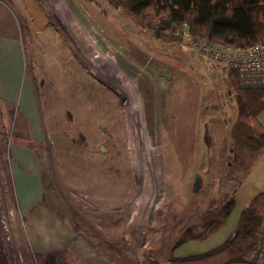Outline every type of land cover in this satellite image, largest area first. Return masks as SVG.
<instances>
[{
    "label": "rangeland",
    "instance_id": "rangeland-1",
    "mask_svg": "<svg viewBox=\"0 0 264 264\" xmlns=\"http://www.w3.org/2000/svg\"><path fill=\"white\" fill-rule=\"evenodd\" d=\"M50 1L0 0V69L9 68L15 81L22 55L19 84H27L25 78L30 83L39 134L20 111L24 98L18 86L10 92L0 84V264H26L34 254L14 196L11 150L18 145L33 151L42 187L52 189L70 212L62 222L99 257H113L116 264H168L171 257L221 245L232 229L230 220L205 240L174 247L205 211L238 188L230 173V131L237 116L230 72L206 61L171 30L157 34L108 0H56L72 19L62 31ZM74 26L94 43L92 50H80L82 55L70 44L75 37L82 45ZM2 49H8L6 55ZM119 73L134 80L142 109L146 138L137 141L136 152L124 105L126 85L114 84ZM29 111L35 113L32 103ZM258 121L264 127V105ZM138 157L146 160L143 174ZM195 175L201 187L193 193ZM144 176L152 190H144ZM15 183L19 189L16 178ZM253 188L248 183L237 191L238 209L256 193ZM34 255V264H50Z\"/></svg>",
    "mask_w": 264,
    "mask_h": 264
},
{
    "label": "trees",
    "instance_id": "trees-1",
    "mask_svg": "<svg viewBox=\"0 0 264 264\" xmlns=\"http://www.w3.org/2000/svg\"><path fill=\"white\" fill-rule=\"evenodd\" d=\"M108 2L141 23L151 24L152 30L157 34L165 29L171 30L179 22H185L193 36L219 43L222 41L221 43H226L225 45L232 46L233 43V45L238 43L237 47L240 45L242 48L250 47L264 37V0H108ZM229 72L230 83L232 82L235 89L234 102L237 109L236 120L230 131L233 152L230 173L231 183L235 189L244 182L264 150V127L258 121V115L264 105V94L235 86L234 84H238L236 73ZM263 200L264 194H258L251 200L239 216L234 236H230L221 245L197 255L171 257L168 264L252 263L253 261L244 258L253 254L256 248ZM233 207L232 195L226 197L216 208L205 211L195 226L189 227L178 237L174 247L188 241L205 240L214 235L224 225Z\"/></svg>",
    "mask_w": 264,
    "mask_h": 264
},
{
    "label": "crops",
    "instance_id": "crops-1",
    "mask_svg": "<svg viewBox=\"0 0 264 264\" xmlns=\"http://www.w3.org/2000/svg\"><path fill=\"white\" fill-rule=\"evenodd\" d=\"M7 50L8 49L3 50V55H6ZM18 59L20 70L17 75L20 77L22 72V55ZM8 63L10 62H7V64ZM15 65L17 66V64ZM1 69L0 84L4 85L6 90L10 92L12 88L15 90L16 86H18L21 95L20 98H24L19 105L20 111H22V115L28 119V123L32 129L37 132L35 135L38 138L36 103L32 95L30 83L27 81V78H25L24 80L27 84H23V82L19 84V77H17L15 81H12L9 79L12 75V73L9 72L10 69L4 67L2 70ZM6 99H8V97H6ZM12 100L14 101V99ZM31 103L35 111V113L32 112V116H30L31 113L29 111ZM32 154L33 151L30 148L21 147L20 145L15 146V148L11 150L14 166L12 169L14 196L18 212L25 215L27 220L25 235L29 247L28 249L36 254L38 258H45L50 264H55L57 261H64L66 262L65 264H104L103 260L108 264H116L114 263L115 260L113 257L110 259L99 257L90 245L88 246L85 240L81 237H77L75 229L68 227L62 222L61 217L68 218L70 212L64 207L60 200L58 201L55 199L52 189H45L42 187V181L38 171L36 173L34 168L36 165V158L35 155ZM15 178L19 180V189L17 183H15ZM248 183L254 187L251 190H255L256 193L248 195L246 201L238 209L237 191ZM251 190L250 192H253ZM258 194H264V150L255 161L244 182L236 189L233 196L234 207L225 222L227 223L230 220L232 229L230 234L223 240L229 238L236 228L241 212L249 205L253 197ZM64 251L66 252L62 253ZM58 253L64 254L62 256L64 257L63 260L61 254L59 255Z\"/></svg>",
    "mask_w": 264,
    "mask_h": 264
},
{
    "label": "built area",
    "instance_id": "built-area-1",
    "mask_svg": "<svg viewBox=\"0 0 264 264\" xmlns=\"http://www.w3.org/2000/svg\"><path fill=\"white\" fill-rule=\"evenodd\" d=\"M171 31L191 44L204 59L219 64L226 71L235 72L240 88L253 89L264 94V37L255 45L242 48L193 36L185 22L174 25ZM34 257V254L28 257L26 264H34ZM251 259L253 262L250 264H264V204L258 241Z\"/></svg>",
    "mask_w": 264,
    "mask_h": 264
},
{
    "label": "bare ground",
    "instance_id": "bare-ground-1",
    "mask_svg": "<svg viewBox=\"0 0 264 264\" xmlns=\"http://www.w3.org/2000/svg\"><path fill=\"white\" fill-rule=\"evenodd\" d=\"M51 2V5H50V7H51V12H52V15H56V16H58L59 17V21L61 22V30L62 31H66V25L69 23V24H72V19L70 18V15L69 14H67L66 12H67V10L66 9H63L62 7H61V5H60V3L58 2V1H56V0H53V1H50ZM50 4V3H49ZM61 16H65V18H62ZM180 23V22H179ZM188 25V24H187ZM75 27V29L73 28V31H74V35H78V37H81V41H82V45H80V43H78L77 41H76V39H75V37L73 38V40H71L70 41V44L76 49V51L79 53V55H82V52L80 51V50H85V49H88V51H90V50H92V47H93V45H94V43L89 39V38H84V36H81L80 35V33H79V30H78V27L77 26H74ZM263 36V35H262ZM77 37V36H76ZM174 37H176L175 35H174ZM207 39V38H206ZM260 39H262V38H260ZM181 40V39H180ZM209 40V39H208ZM178 41H179V38H178ZM172 42V41H171ZM174 42V41H173ZM177 42V41H176ZM175 42V43H176ZM222 42V41H221ZM220 42V43H221ZM185 43V42H184ZM223 43V42H222ZM231 43H233V42H231ZM183 44V43H182ZM226 44V43H225ZM234 44V43H233ZM232 44V46H236L237 44H235V45H233ZM165 46H166V44H164ZM184 45V44H183ZM182 45V46H183ZM239 45V44H238ZM230 46H231V44H230ZM242 45H240V47H241ZM244 46H247V45H244ZM249 46V45H248ZM146 48H147V46H145ZM191 48H193L192 46H191ZM148 50L150 49V48H147ZM186 49V48H185ZM98 51H99V53H98V55L99 56H102V52L100 51V49H98ZM150 51H153V50H150ZM192 51V50H191ZM149 52V51H148ZM188 52H189V50H188ZM154 53H155V51H154ZM106 54V53H105ZM193 54H194V52H193ZM104 55V54H103ZM196 55V54H195ZM190 56H191V54H190ZM195 57H197V56H195ZM110 58V57H109ZM195 59V58H194ZM193 60V59H192ZM207 61V60H206ZM179 63H180V61H178ZM197 62V61H196ZM210 62V61H209ZM199 63V62H198ZM186 64V63H185ZM204 64V63H203ZM211 64V63H210ZM172 65V64H171ZM180 65L181 66H183L181 63H180ZM192 65V64H191ZM209 65V64H208ZM91 66L98 72L99 71V69L101 68L100 66H99V64L98 63H94V64H91ZM174 66V65H173ZM179 66V65H178ZM175 68V67H174ZM180 67H178V69H179ZM182 68V67H181ZM187 68V67H186ZM185 68V69H186ZM103 69V68H102ZM184 69V68H183ZM189 69V68H188ZM188 69H187V72H188ZM116 70V69H115ZM222 70V69H221ZM115 72V71H114ZM214 72V71H213ZM99 73L101 74V76H103L102 75V72L101 71H99ZM179 73V72H178ZM177 73V74H178ZM185 73V72H184ZM105 74H107V73H105ZM167 74V73H166ZM182 74V73H181ZM219 74V73H218ZM118 75V77H119V79L120 80H116V77H115V80H114V84H120L119 85V87L121 86V85H123V86H125L126 85V89H124L123 91L125 92V94H126V97H127V99L129 98V102L126 104V98H125V109H127V122H128V126H129V133H130V140L132 141V142H134V144H135V152L138 150V147L140 146V144L139 143H137V141H139V139H145L146 138V136H145V134L143 133V122L140 120V119H142L141 117H142V109H141V105H140V103H139V101H138V98H137V94H136V86L134 85L135 84V82H133L134 80H131L130 79V77H129V80L130 81H128V80H126V79H128V77H126V75L125 74H117ZM121 76L124 78V79H122L121 78ZM161 76V75H160ZM170 76V75H169ZM190 76V75H189ZM230 76V75H229ZM228 76V77H229ZM107 77V76H106ZM196 76H194V78H195ZM172 78V77H171ZM169 79V78H168ZM229 79V78H228ZM197 81H199V80H197ZM229 81V80H228ZM209 83V82H208ZM217 83V82H216ZM232 83V82H231ZM230 83V84H231ZM133 84V85H132ZM127 90H129L127 93H126V91ZM135 93V94H134ZM140 100V99H139ZM128 115H129V117H128ZM141 134H143L142 136H140ZM135 140H136V142H135ZM147 140V139H146ZM141 145H143V143L141 144ZM146 149H150L149 148V145L148 144H146ZM140 152V151H139ZM146 156H147V154H146ZM143 159V158H142ZM140 157H138V163H137V169H138V171H139V174L140 173H142V172H144V168H145V170H146V168H147V164H146V160H142ZM149 162V161H148ZM149 164V163H148ZM141 171V172H140ZM143 174V173H142ZM141 177V176H140ZM158 177V176H157ZM145 178V179H144ZM144 178H142V179H144L145 181H144V184H143V182H142V185L144 186V185H146L145 187H144V190H152V187H150V189H146V187H149L150 186V184H151V181L147 178V176L145 177L144 176ZM157 184H158V182H157ZM146 196V195H145ZM57 261V260H56ZM42 263V262H41Z\"/></svg>",
    "mask_w": 264,
    "mask_h": 264
},
{
    "label": "water",
    "instance_id": "water-1",
    "mask_svg": "<svg viewBox=\"0 0 264 264\" xmlns=\"http://www.w3.org/2000/svg\"><path fill=\"white\" fill-rule=\"evenodd\" d=\"M203 140H204V143L206 144L207 143V136L206 135L204 136ZM105 151L106 150L102 146H100V152L105 153ZM200 187H201V178L199 175H195L194 182L192 184V192L196 193L200 189ZM103 262H104V264H108L104 260H103Z\"/></svg>",
    "mask_w": 264,
    "mask_h": 264
}]
</instances>
